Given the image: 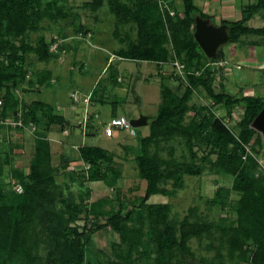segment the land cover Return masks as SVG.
Here are the masks:
<instances>
[{
  "label": "trees",
  "instance_id": "obj_1",
  "mask_svg": "<svg viewBox=\"0 0 264 264\" xmlns=\"http://www.w3.org/2000/svg\"><path fill=\"white\" fill-rule=\"evenodd\" d=\"M68 1L0 0V139L6 130L34 128V154L28 169L12 167L14 148L7 143L9 150L4 155L0 151V264H264V172L247 151L251 142L248 147L253 152L255 147H264L262 134L253 127L264 109V96L213 92L218 71L209 65L224 60L226 54L221 47L217 57L209 59L196 42L195 19L212 20V16L194 0H181L182 12L172 10L171 0H161L165 7L159 0H90L84 4L94 13L108 8L117 23L116 38L121 25L135 28L136 37L117 52L121 59L157 61L161 66L173 58L183 67L182 77L175 72L171 76L178 88L183 87L181 94L168 78H161L157 113L147 116L149 133L138 140L134 160L139 178L146 182L144 194L129 203V210L127 202L119 199L109 208H105V200H91L88 183L101 181L117 193L122 176L115 155L98 146H79L77 158L63 156L60 166H53L48 135L54 125L61 132L67 129L66 118L53 104L41 99L26 103L15 93L28 75L30 54L47 63L63 46H56L53 52L57 37L39 35L32 44L27 34L40 31L45 19H76L66 9ZM256 15L262 25L249 26ZM220 25L227 27L229 45L242 44L248 36L264 38V0L248 3L241 7L239 18L222 20ZM111 67L110 63L107 69ZM118 79L112 76L110 80L117 84ZM33 81L38 87L50 86L51 73H38ZM96 87L92 99L98 94ZM202 92L210 101L208 105L192 102ZM214 108L224 110L229 118L235 109L242 111L236 132L214 114ZM117 116L112 112L111 118ZM94 118L99 119V114L89 116L87 128ZM7 120L21 125L12 126ZM106 124L102 123V132ZM176 139H181L184 148L182 161L173 156L172 149L168 157L160 155L161 144ZM195 147L203 150L200 156ZM204 166L232 178L231 187L217 189L209 203L233 212V220L203 221L195 207L181 220H173L169 203L148 202L154 195L173 197L183 186L182 177L200 175ZM60 172L65 178L63 185L56 181ZM169 182L171 189L166 188ZM73 189H78L77 195ZM232 194L236 200H229ZM82 215L85 224L80 226ZM102 218L104 223H100ZM103 229L118 237L110 244L109 253L93 244L94 234ZM193 238L208 239L205 249L214 256H197L189 245Z\"/></svg>",
  "mask_w": 264,
  "mask_h": 264
},
{
  "label": "rangeland",
  "instance_id": "obj_2",
  "mask_svg": "<svg viewBox=\"0 0 264 264\" xmlns=\"http://www.w3.org/2000/svg\"><path fill=\"white\" fill-rule=\"evenodd\" d=\"M89 1L69 0L66 9L74 13L77 16L76 19L68 18L56 21L45 19L40 24V31L27 34V41L32 44L35 43L39 35H44L48 39L57 37L58 42L51 47L53 52L57 51L56 46L61 44L63 46L58 56L53 57L47 63L39 62L35 55L30 54L27 57L28 75L15 94L26 103L41 99L46 103L53 104L55 111L66 118L69 124L67 129L61 132L60 127L54 125L48 135L54 167L60 166L63 156L77 158V148L82 145L98 146L115 155V160L120 163L122 171V176L116 187L119 192L116 193L114 188L106 186L101 181L90 182L87 185L92 190L91 200H105V208H109L110 204L117 205L119 199L123 203L127 202L129 210V203L139 199L146 188V182L138 176L134 159L138 148V140L140 137L148 135L149 128L148 126L136 128V136H131L126 131H120L118 135L111 138L105 137L101 132L102 123L109 121L112 112L123 115L128 120L138 118L140 115L155 116L160 103L162 77L168 78L170 85L179 94L183 91V87L178 88L177 82L171 77L172 72H174L173 58L159 66L157 61L140 62L118 57V50H125L129 41L136 37L135 28L122 25L120 29L117 27L119 37L116 38L113 32L117 23L109 13L108 8L104 6L94 13L84 6ZM168 1L170 0H165L166 3ZM171 1L174 3L175 8L172 10L182 12V1ZM252 1L255 0H242V7L252 3ZM206 2L211 4L209 12L212 15L207 14L212 16L215 24L222 17L234 20L240 16V3H238L236 9L237 14L233 16L229 15L232 12L223 6L213 8L214 5L212 6V4L214 2L212 0H195V4L200 6L203 12H205L203 9H205ZM219 2L225 4L224 1ZM231 4L233 5V3ZM248 25L260 27L262 25L261 18L256 15ZM84 31L88 33L85 36ZM222 47L226 56L221 61L223 63L225 61V63L219 65L218 63L221 62L219 61L209 65L211 69L218 71L212 88L213 92L225 91L234 96H264V38L248 36L243 39L242 44H225ZM227 50L235 52V55L230 56L227 54ZM171 54L173 55V53ZM110 63L112 67L107 69ZM222 70L224 71L222 72ZM43 71L51 73L50 86L38 87L32 85L31 81L33 83L35 76ZM112 76L119 78L117 84L110 80ZM98 83L99 85H97ZM95 87L98 94L92 99L90 98V92ZM74 94L79 98L77 105L72 101V95ZM99 94L105 100L104 103H100L97 99ZM88 97L89 102H86ZM192 102L203 105L210 103L204 92L201 93L200 97L195 95ZM61 107H63V110ZM94 111L98 112L99 119L94 118L89 123L90 127L87 128L88 118L95 113ZM241 113L242 111L237 108L233 112V118H229L225 116L224 110L214 108V114L222 118L226 126L234 132H236L235 125L240 119ZM254 127L260 129V126L255 125ZM33 131V126H28L22 131L16 129L6 130L4 138L0 139V151L3 155L5 151L9 150L7 144L14 148L12 167L23 170L28 169L34 154ZM88 131L98 132V134L88 136L86 134ZM252 143L248 146L250 147ZM248 146V154L258 163V170L264 172V147H255V152H253L249 150ZM170 149L174 150L173 156L182 161L184 148L181 139L162 143L160 155L168 157ZM194 150L198 152L199 156L203 152L198 147H195ZM204 168L200 175H184L182 177L183 186L175 192L173 197L154 195L148 202L169 203L173 220H181L187 215L189 208L194 207L197 209V217L203 221H222L225 217L233 220V212L223 210L219 205L209 203V199L214 196L217 189L231 187L232 178L228 175L215 173L208 166H204ZM8 169L7 166L5 172ZM56 181L62 185L65 183L62 172L57 174ZM8 184H11V182ZM171 185V182H169L166 188L171 189ZM19 188L20 186L15 187L18 193L22 191ZM73 191L75 195L78 194V189H73ZM236 199L235 194L229 197L231 201ZM84 217L85 215H82V220L78 223L80 226L85 224ZM104 221L103 218L100 219V223H104ZM115 241H118V237L110 229L100 230L93 236L94 247L106 253L110 252V244ZM189 245L197 256H205L209 259L214 256L213 251L205 249L209 245L206 238L202 241L193 238L190 240Z\"/></svg>",
  "mask_w": 264,
  "mask_h": 264
},
{
  "label": "water",
  "instance_id": "obj_3",
  "mask_svg": "<svg viewBox=\"0 0 264 264\" xmlns=\"http://www.w3.org/2000/svg\"><path fill=\"white\" fill-rule=\"evenodd\" d=\"M194 38L200 46L203 53L209 58L217 57L218 50L227 44L229 37L226 25L215 26L209 19L197 17L195 19ZM130 124L134 128L148 125L147 116L140 115L138 118L130 120ZM260 126L258 130L264 138V109L256 117L253 127ZM256 129V127H254Z\"/></svg>",
  "mask_w": 264,
  "mask_h": 264
},
{
  "label": "built area",
  "instance_id": "obj_4",
  "mask_svg": "<svg viewBox=\"0 0 264 264\" xmlns=\"http://www.w3.org/2000/svg\"><path fill=\"white\" fill-rule=\"evenodd\" d=\"M159 1H160V4L162 5L163 1H161V0H159ZM162 7H165V5H162ZM170 14L173 15V12L170 11ZM172 63H173L172 65L174 67L175 74L182 77L183 76L182 65L179 64L177 61H173ZM218 64L223 65L224 63L221 61ZM72 101L75 105L78 104L79 98L77 97L76 94L72 95ZM86 102H89V97L86 99ZM0 105H1V102H0ZM7 121H11V120H7ZM8 123L11 124L12 126L21 125V122L15 123V122L11 121ZM135 129L136 128H134L130 124V120H128L125 116L120 115V116L111 118L107 122V124L103 127V134L105 137H112L115 130H120V131H126L131 136H135L136 135ZM70 169L73 170L72 167H70ZM19 190H20V188H19Z\"/></svg>",
  "mask_w": 264,
  "mask_h": 264
},
{
  "label": "crops",
  "instance_id": "obj_5",
  "mask_svg": "<svg viewBox=\"0 0 264 264\" xmlns=\"http://www.w3.org/2000/svg\"><path fill=\"white\" fill-rule=\"evenodd\" d=\"M213 2H214V4H212V6L214 5V7L213 8H215V6L216 7H225V9H227L228 11H231L232 13L231 14H229V15H236L237 14V12H236V9L238 8V3H240L241 5V7H242V0H212ZM219 1H224L225 2V4H221ZM194 2H195V0H194ZM253 2V1H252ZM231 3H233V5L231 4ZM206 4V6H204L205 7V9H203L205 12V14H207V13H210L209 11H210V7H211V4H209V2H206L205 3ZM237 6H236V5ZM201 10H202V8L200 7V6H198ZM212 8V9H213ZM241 9V8H240ZM233 10V11H232ZM207 11V12H206ZM211 14V13H210ZM212 15V14H211ZM232 16V17H233ZM226 17V16H225ZM222 20H231V19H229L228 17H226V18H224V17H222V18H219V22H217V24H215V21H214V19L212 18V20H210L211 22H212V24L213 25H215V26H220V22L222 21ZM228 51V53L227 54H229L230 56H234L235 55V52H232V51H229V50H227ZM224 63H225V61H224ZM239 63V62H238ZM155 70V69H154ZM224 70H222V72H223ZM90 94H91V92H90ZM99 102H100V100H99ZM104 102H105V100H104ZM104 102H100V103H104ZM95 105V104H94ZM57 106H60V105H57ZM62 108V110H63V107H61ZM60 112H61V110H60ZM95 112V114L97 113L98 114V112L97 111H94ZM119 115V114H118ZM101 132H102V128H101ZM118 133H119V131H115L114 132V134H113V136L111 137V138H114L116 135H118ZM96 134H98V132H94L92 135H96Z\"/></svg>",
  "mask_w": 264,
  "mask_h": 264
}]
</instances>
